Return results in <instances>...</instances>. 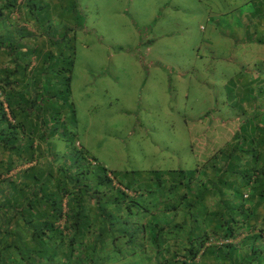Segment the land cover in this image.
I'll use <instances>...</instances> for the list:
<instances>
[{"label":"rangeland","instance_id":"374dc122","mask_svg":"<svg viewBox=\"0 0 264 264\" xmlns=\"http://www.w3.org/2000/svg\"><path fill=\"white\" fill-rule=\"evenodd\" d=\"M36 6L40 13L31 23L37 31L26 44L36 45L34 54L46 48L55 53L38 69L49 71L56 62L63 104L52 105L59 119L46 122L47 130L55 127L51 145H43L52 161L77 145L124 184L157 190L155 179L165 183L184 172L191 176L188 186L196 180L201 186L203 175L211 174L220 196L227 189L228 200L244 190L250 194L246 185H223L250 164L245 158L253 151L254 128L264 124V0H37ZM18 66L8 64L23 74ZM262 194L250 195L264 211ZM259 207L247 204L243 212L258 214ZM133 212L128 220L134 224L126 229L131 241H108L110 254L89 264H143L136 239L142 226ZM253 217H246L245 227ZM20 252L30 249L9 247L3 263L50 264L45 255L23 261ZM59 255L53 263L69 264ZM253 260L264 264L263 258Z\"/></svg>","mask_w":264,"mask_h":264},{"label":"trees","instance_id":"16d2710c","mask_svg":"<svg viewBox=\"0 0 264 264\" xmlns=\"http://www.w3.org/2000/svg\"><path fill=\"white\" fill-rule=\"evenodd\" d=\"M36 4L37 0H2L0 4L2 23L12 17L8 26L0 24V264H8L3 263L2 257L4 259L3 252L9 247H28L30 252H20L23 261L31 256L45 255L50 264H57L52 260L58 254L68 258L66 262L69 264L74 260H79L80 264H89L97 258L102 260L107 257V251L110 254L108 241L118 237L123 238L124 243L131 241L133 236L127 234L126 229L131 226L128 223L134 224L135 220H128L135 214L133 211L136 212V223L142 226L136 239L141 241L140 250L143 256L146 255L144 259L142 256L144 264L152 260L155 264H165V256L174 249L165 232L172 233L174 241L178 237L180 240V236L182 238L176 246L182 251L178 255L182 258L176 256L177 264H230L233 261L229 257L232 250L237 252V264H257L250 260H264V247L261 245H256L244 255L239 254L236 246L245 238L241 235L242 240L237 241L241 217L237 220L231 213L220 216L217 225L222 229L208 233L210 230L203 221L205 218L198 210L201 208L199 202L188 201L185 212L190 214L189 218L182 215L172 231L163 233V225L169 220L156 216L155 221V211L156 214H164V211L174 210L175 215L182 214L179 203L169 207L166 198L171 185L155 179L153 184L157 190H154L140 182L134 186L132 181L124 184L121 180H114L111 171L77 145L60 155L61 161L51 160V154L45 153L44 146L51 143L48 140L53 136L51 131L55 130L53 126L47 130L48 118L60 117L52 108L54 103L62 104L57 96L59 77L53 75L58 65L54 61L53 67H48L49 71L38 69L39 65L45 66L50 58L54 59L55 53L46 49L43 55H31L37 47L28 42L27 45L22 37L33 33L20 23L38 19L40 11ZM10 61L18 62L23 74L16 69L9 70ZM28 68L31 70L27 72ZM17 73L19 77H16ZM64 78L62 83L67 87L69 75ZM44 97L50 99L48 104ZM262 127L264 129V124ZM254 143H251V149L256 146ZM28 163L32 164L22 167ZM255 170L258 168L251 171ZM11 171L15 172L14 175ZM261 171L264 173V169ZM242 174L245 176L246 173ZM190 207H196V210L191 211ZM150 215L154 219L147 222ZM211 216L214 218V214ZM149 228H154L152 236H147ZM161 242L166 245L161 246ZM148 244L150 251L146 249ZM55 251L58 254H54Z\"/></svg>","mask_w":264,"mask_h":264},{"label":"crops","instance_id":"0c3cea01","mask_svg":"<svg viewBox=\"0 0 264 264\" xmlns=\"http://www.w3.org/2000/svg\"><path fill=\"white\" fill-rule=\"evenodd\" d=\"M0 4H2V0H0ZM14 14H15V11H13V16H14ZM11 19H12V17L9 16L8 21L5 20L4 23H2L3 19H0L1 26L2 25L8 26L9 25L8 23ZM20 23L27 29V31H31V32L35 31L34 33H36L37 28L35 27V23H31V21H29V20H25L24 22L21 21ZM0 30H1V28H0ZM29 36H28V34L23 36V37L21 35V37L24 39L29 38ZM28 43H30V42H28ZM46 49H48V48H46ZM32 55H36V54L32 53ZM32 59H34V58H32ZM33 64H34V60L32 61V65ZM254 130L256 131L255 132L256 134H252V135H257V137L255 139H252V142L253 143L255 142L258 146L252 148V150H253L252 154H254V157L252 156V154H250L249 156H247L245 158V161H248L250 163V164H247V166L244 165V167H245L244 173H246V174H245V176H243L242 174H241V176L240 175H238V176H232L231 175L230 178L233 179V182H231L230 185H228V184L226 185V183H225L223 185L225 188L236 189V187H238L240 189L242 186L246 185L247 191L250 190V194H252V192H255V194H257L259 191L261 192V194L264 193V173L261 171L262 169H264V134L262 132V131H264V129H263V127L262 128H256L255 127ZM32 163L25 164L22 167L31 165ZM228 163H229V161L226 160V162L223 164L225 170L228 169V165H229ZM233 164H234V162H233ZM235 166H238V164H235ZM219 168L222 169V165H220ZM253 168H255V169L258 168V171H256V170L254 172L251 171ZM194 170L195 169L190 170V171H194ZM179 172L180 171H178L176 174H179ZM196 172H197V175L200 174V170H197ZM248 172H249V174H247ZM10 173H11V175H14L15 172L11 171ZM17 173H18V170H17ZM203 176H204L203 182H201V184H203V185H201V186H200L199 180L192 182L194 184L193 186H188V184L191 183V182H189L191 176L187 175L184 172H183L182 176L179 177L178 179L176 176L172 175V177H169L170 178L169 180H166V182L164 184L171 185L170 188L167 190V198L165 197L167 199V201L170 203L169 207H170V205L176 206L179 203L178 205H180V213H182V214H176L175 215L174 210L164 211V214L162 212L156 214L157 211H155V213H154L155 215H153L155 218V221H156V216H159V218H161L163 216V218L165 220H169L168 223H166L163 219V222H165L166 224L163 225L164 229L161 232L164 233L166 231V229H168L170 224H173V228H174V226L178 222V219L182 215L183 216L185 215L189 218L190 214H188V212H185L186 207H187V205L185 203H187L188 201H192V202L198 201L199 202L198 204H200V206H201V208L198 209L199 213L205 218L203 221L205 222L207 229L210 230V231H208V233H211V232L214 233V232H217L220 229H222V228L218 227L217 221L220 219V216H223L227 213H231V214H234V216L237 220H240L239 219L240 217L243 218L242 221L241 220L239 221L240 224H239L238 230H237V233L239 234V238L237 241L242 240L241 235H243V237H245L236 246L239 254L244 255V253L249 252V250L251 248H255V245H261L264 247V219L262 221L259 220L261 213L264 214L263 206H262L263 202L262 203L258 202V200H257L258 198H256L257 195L254 196V195L247 194L246 191L244 190L240 195H237L235 197H231V195L230 196L227 195V197L230 198L228 200L225 198V196H226L225 194L229 193L228 189L226 190V193H224L222 195L223 197L220 196L219 193L217 192V189L215 188V180H213L214 177H211V174L203 175ZM171 179H173V180H171ZM182 180H185V181H183V183H182L181 182ZM176 181H178L180 183L181 188L176 187V184H178ZM141 183L142 182H140V184ZM152 183H154V182H152ZM255 187L257 188V190H255ZM195 188H198L200 191H197V190L195 191ZM212 189H214V190H212ZM262 195H263L262 198L264 199V194H262ZM168 196H170V197H168ZM231 198H234V200H232ZM248 198H250L249 201H247ZM247 204L251 210L254 209L253 208L254 204H259L260 207H259L258 214H255V210H254V211H252L253 215L251 213L248 214V216L245 215L243 211H245V207L247 206ZM260 211H261V213H260ZM212 214H214V218H216L215 221H214V218H210V217H212L211 216ZM253 216H256V218ZM246 217L247 218L253 217L254 221L252 224L251 223L246 224V227H245L244 226V220L246 219ZM154 218H152V216L150 215V217L147 219V222H149L150 219L153 220ZM255 221H257V223H258L257 225H255ZM173 228H172V230H173ZM153 229L149 228V230H148L149 232L147 231L148 232L147 236L148 235L152 236ZM172 230H170V231H172ZM161 232H158V233L161 234ZM257 233L260 234V237H258ZM169 235L170 234H167L166 239L170 242L171 247L174 246L173 247L174 249L172 252H170L168 255L165 256V259H166L165 264H177L176 256L179 259L182 258L181 256H178V255H181L182 251L179 250V248H177L176 246H178V244H180V241L182 238L180 236V240L178 237V238H175V241H174L172 239L173 234L171 233V235L170 236ZM146 249H149L148 251H150L149 244L146 246ZM144 256L146 257V255H144ZM144 256H143V259H144ZM229 257L233 259V261L230 264H237L238 263L239 258H238L236 250H234V251L232 250ZM220 260L224 261L225 259L221 258ZM143 261H146V260H143ZM142 263L144 264V262H142ZM149 263L155 264V261L152 260V262H148V264Z\"/></svg>","mask_w":264,"mask_h":264}]
</instances>
